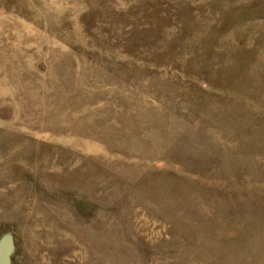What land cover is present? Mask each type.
I'll return each instance as SVG.
<instances>
[{
    "label": "rangeland",
    "instance_id": "rangeland-1",
    "mask_svg": "<svg viewBox=\"0 0 264 264\" xmlns=\"http://www.w3.org/2000/svg\"><path fill=\"white\" fill-rule=\"evenodd\" d=\"M12 264H264V0H0V238Z\"/></svg>",
    "mask_w": 264,
    "mask_h": 264
},
{
    "label": "water",
    "instance_id": "water-1",
    "mask_svg": "<svg viewBox=\"0 0 264 264\" xmlns=\"http://www.w3.org/2000/svg\"><path fill=\"white\" fill-rule=\"evenodd\" d=\"M15 251L13 236L9 233L2 235L0 238V264H12Z\"/></svg>",
    "mask_w": 264,
    "mask_h": 264
}]
</instances>
